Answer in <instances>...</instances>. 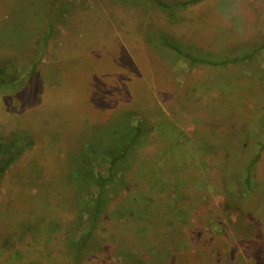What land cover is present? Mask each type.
<instances>
[{
    "label": "rangeland",
    "instance_id": "rangeland-1",
    "mask_svg": "<svg viewBox=\"0 0 264 264\" xmlns=\"http://www.w3.org/2000/svg\"><path fill=\"white\" fill-rule=\"evenodd\" d=\"M0 264H264V0H0Z\"/></svg>",
    "mask_w": 264,
    "mask_h": 264
}]
</instances>
